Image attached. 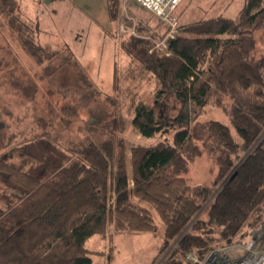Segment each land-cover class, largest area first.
Masks as SVG:
<instances>
[{
	"label": "trees",
	"instance_id": "16d2710c",
	"mask_svg": "<svg viewBox=\"0 0 264 264\" xmlns=\"http://www.w3.org/2000/svg\"><path fill=\"white\" fill-rule=\"evenodd\" d=\"M15 5L0 0V20L21 50L52 74L48 64L61 52L36 41L37 28L13 14ZM106 11L116 24L105 31L114 44L121 0H106ZM175 17L178 30L161 50L152 40L163 38L162 23L154 29L126 17L125 27L134 25L142 37L121 35L127 63H138L156 80L151 102L121 91L131 130L148 139L171 135L168 143L127 144L108 130V138L73 143L41 116L1 129L0 264H92L89 238L155 233L154 214L162 225L159 254L176 243L154 264H191L186 254L203 257L214 242H238L245 227L264 226V56L253 55L264 0H244L234 18L219 14L181 24ZM72 56L69 61L78 62ZM79 67L74 64L81 74ZM80 79L84 109L100 91L83 74ZM111 87L119 90L116 59ZM205 107L219 109L230 127L215 119L198 122ZM202 153L215 164V175L210 186H190L182 175ZM205 204L206 220L196 218ZM257 247L264 255V233Z\"/></svg>",
	"mask_w": 264,
	"mask_h": 264
},
{
	"label": "rangeland",
	"instance_id": "374dc122",
	"mask_svg": "<svg viewBox=\"0 0 264 264\" xmlns=\"http://www.w3.org/2000/svg\"><path fill=\"white\" fill-rule=\"evenodd\" d=\"M36 15L39 21V31H34L36 41L48 51L61 52V56L49 63L53 69L52 74L46 75V63L38 64L33 58L27 56L15 40L6 20H0V131L6 125H14L18 118L47 117L54 127L62 134L66 141L79 142L86 136L100 139L108 138L113 134L124 137L127 144L148 145L158 140L169 142L171 135L159 133L148 139L131 130L127 114V103L121 91L136 93L146 102L153 100L156 87L155 78L138 63L134 68L127 63V58L121 42L123 36L131 33L134 37H142L139 32L132 33L130 27L126 28V17H134L146 21L151 28L158 29L160 22L149 11L139 6L135 0H121V20L118 24L120 36L114 39V52L119 75V92L111 87L113 62L110 54V43L106 39L102 49V57L97 53L103 42V29H113L115 23L107 20L104 0H39ZM63 1V2H59ZM242 6V0H184L176 10L182 23L194 22L201 19L212 18L218 14L234 18ZM83 9L96 23L91 22L88 16L78 12ZM182 10L184 12L182 13ZM32 12V10H29ZM27 10L21 8L16 1L13 14L24 21ZM29 13V12H28ZM31 14V13H30ZM145 18V19H144ZM144 19V20H143ZM37 21V20H36ZM122 22V23H121ZM178 22V19H177ZM180 23V22H179ZM29 25L30 22L28 23ZM124 26V30L121 26ZM34 28V24L31 25ZM36 28V27H35ZM129 29V30H128ZM125 30H127L125 32ZM112 33V32H111ZM113 32L112 34H114ZM255 57L264 56V27L255 32ZM112 50V51H113ZM73 55L80 65V71L100 91L86 108H81L79 98L84 85L81 83V74L74 69L69 61ZM73 59L71 61H73ZM77 65V64H76ZM123 92V93H124ZM157 103H161L158 101ZM215 119L230 127L228 118L214 107H205L200 111L198 122ZM107 133H99L101 127ZM186 171L182 175L188 185L205 184L210 186L215 175V164L209 155L202 153L187 163ZM198 212L196 218L206 220L207 209ZM195 218V219H196ZM153 220L158 230L155 233H114L112 237L93 236L86 241V247L93 251L90 253L92 264H154L173 251L174 243L165 255L162 256V225L154 214ZM189 228H187L188 230ZM217 231V230H216ZM264 226L251 230L245 227L238 236L244 242L248 237L262 235ZM224 245L214 242L210 247Z\"/></svg>",
	"mask_w": 264,
	"mask_h": 264
},
{
	"label": "built area",
	"instance_id": "2783aa9c",
	"mask_svg": "<svg viewBox=\"0 0 264 264\" xmlns=\"http://www.w3.org/2000/svg\"><path fill=\"white\" fill-rule=\"evenodd\" d=\"M183 0H135L142 8L149 11L158 21L165 25L166 32L160 40H152L154 49L166 47V40L173 38L178 30L175 12ZM124 26H121L123 29ZM132 33L135 26L131 27ZM130 29V30H131ZM124 30V29H123ZM127 30H125L126 32ZM260 235L248 237L246 242L230 243L211 247L200 257L194 253L185 255V260L191 264H264V255L258 250L257 244Z\"/></svg>",
	"mask_w": 264,
	"mask_h": 264
},
{
	"label": "crops",
	"instance_id": "0c3cea01",
	"mask_svg": "<svg viewBox=\"0 0 264 264\" xmlns=\"http://www.w3.org/2000/svg\"><path fill=\"white\" fill-rule=\"evenodd\" d=\"M17 1V3L19 4V6H21V8H24L25 10H27L28 12H27V18H25L24 19V21H26V22H30V24L32 25V24H34V26L38 29V31H39V28H40V26H39V21H38V17H37V15L35 14L36 13V10H37V6H39L40 4H39V0H16ZM57 0H54V2H56ZM105 1V15H106V18H107V11H106V0H104ZM59 2H63V1H59ZM183 2H184V0L180 3V5H179V7L183 4ZM243 2H244V0H242V5H243ZM179 7L177 8V10L179 9ZM242 7V6H241ZM75 8H78V7H75ZM32 10V12H30L29 10ZM78 12H80V13H83L84 15H86V16H88V19L91 21V22H93V23H96V20H95V18H93V17H91L89 14H87L83 9H81V8H78ZM184 12V10H182V13ZM31 13V14H30ZM238 13V12H237ZM221 14V13H220ZM219 15V14H218ZM22 18V17H21ZM180 19V18H179ZM37 20V21H36ZM107 20H108V18H107ZM180 23L181 24H185V23H182L181 21H180ZM105 31H107L106 30V28H104L103 29V33H102V39H103V42L100 44V47L98 48V50H97V53L99 54V57H102V48L103 47H105V42H108V43H110L109 41H105L106 39H109V40H111L109 37V35L107 34V32H105ZM110 47H111V49H110V54H111V56H112V62H114V59H116V58H114V57H116V55H115V52H114V45H113V43H110ZM113 50V51H112ZM240 238H242V236L240 237Z\"/></svg>",
	"mask_w": 264,
	"mask_h": 264
}]
</instances>
